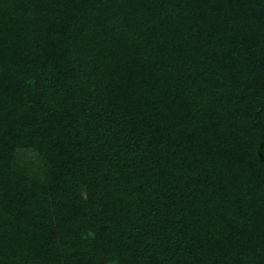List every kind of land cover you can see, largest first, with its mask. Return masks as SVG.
<instances>
[{"label":"trees","instance_id":"obj_1","mask_svg":"<svg viewBox=\"0 0 264 264\" xmlns=\"http://www.w3.org/2000/svg\"><path fill=\"white\" fill-rule=\"evenodd\" d=\"M113 256L264 264V0H0V264Z\"/></svg>","mask_w":264,"mask_h":264},{"label":"rangeland","instance_id":"obj_2","mask_svg":"<svg viewBox=\"0 0 264 264\" xmlns=\"http://www.w3.org/2000/svg\"><path fill=\"white\" fill-rule=\"evenodd\" d=\"M252 109H254L256 111L257 110V107L255 105H252ZM126 186L128 188H135L136 187V184H134V183H127ZM111 194H115L117 196L116 200L123 201L125 208H128V206H130V204H131L130 194L126 190H124L123 188H115V189L112 190V193ZM34 205L38 207L39 214H42L43 212H45V210H44L45 208H44L42 202L40 201V199L35 200L34 201ZM54 210H56V209H54ZM54 210L49 211L47 213L46 219L49 222H51V223H56L60 227V231L62 233H65L67 230H69L68 228L73 229V226H74L73 224L74 223L70 222L68 224V222L65 223V221L57 218L53 214ZM88 240L90 241V239H88ZM103 260L105 261V264H118V260H117V258L115 256L108 257V258H104Z\"/></svg>","mask_w":264,"mask_h":264}]
</instances>
